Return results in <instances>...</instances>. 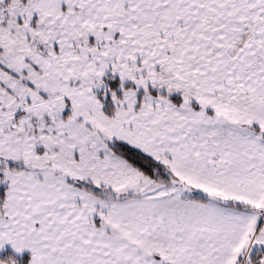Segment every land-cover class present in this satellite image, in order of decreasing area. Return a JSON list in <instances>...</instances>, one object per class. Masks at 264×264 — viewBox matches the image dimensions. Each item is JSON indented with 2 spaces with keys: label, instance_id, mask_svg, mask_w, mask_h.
I'll list each match as a JSON object with an SVG mask.
<instances>
[{
  "label": "snow or ice",
  "instance_id": "6c2138e0",
  "mask_svg": "<svg viewBox=\"0 0 264 264\" xmlns=\"http://www.w3.org/2000/svg\"><path fill=\"white\" fill-rule=\"evenodd\" d=\"M0 264H264V0H0Z\"/></svg>",
  "mask_w": 264,
  "mask_h": 264
}]
</instances>
